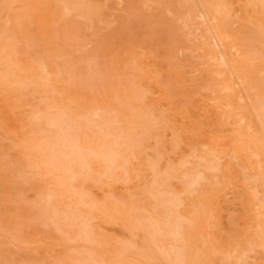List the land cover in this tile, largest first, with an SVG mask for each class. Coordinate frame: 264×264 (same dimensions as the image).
<instances>
[{
	"label": "rangeland",
	"instance_id": "374dc122",
	"mask_svg": "<svg viewBox=\"0 0 264 264\" xmlns=\"http://www.w3.org/2000/svg\"><path fill=\"white\" fill-rule=\"evenodd\" d=\"M70 1L0 0V264H264V0Z\"/></svg>",
	"mask_w": 264,
	"mask_h": 264
},
{
	"label": "bare ground",
	"instance_id": "6f19581e",
	"mask_svg": "<svg viewBox=\"0 0 264 264\" xmlns=\"http://www.w3.org/2000/svg\"><path fill=\"white\" fill-rule=\"evenodd\" d=\"M74 1V0H73ZM73 1H70L71 3H73ZM75 2V1H74ZM79 2H82V1H76V3H73V4H71L72 6H71V8L70 9H73V11L75 10V11H77V13H80V15H84V14H86V13H90L91 11L90 10H94V7L92 6V4H90V3H79ZM84 2V1H83ZM69 5H70V3H69ZM97 7V6H96ZM69 9V10H70ZM100 9V8H99ZM99 9H96V10H99ZM95 10V11H96ZM101 10V9H100ZM68 11V10H67ZM71 11V10H70ZM70 11L68 12V13H70ZM90 11V12H89ZM72 12V11H71ZM101 12V11H100ZM99 12V13H100ZM75 13V12H74ZM94 13V12H93ZM98 14V13H97ZM87 15V14H86ZM86 15H84V16H86ZM94 16H96V14L94 15ZM99 16V15H98ZM97 16V17H98ZM95 18V17H94Z\"/></svg>",
	"mask_w": 264,
	"mask_h": 264
}]
</instances>
